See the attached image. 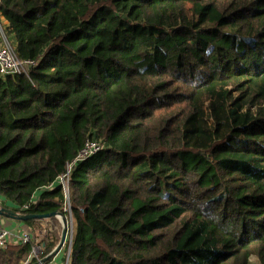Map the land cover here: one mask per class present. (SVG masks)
I'll use <instances>...</instances> for the list:
<instances>
[{
	"label": "trees",
	"instance_id": "obj_1",
	"mask_svg": "<svg viewBox=\"0 0 264 264\" xmlns=\"http://www.w3.org/2000/svg\"><path fill=\"white\" fill-rule=\"evenodd\" d=\"M0 15L38 60L0 77V208L37 195L26 214H64L41 187L100 140L70 182L68 264H264V0H0ZM43 222L0 264H23Z\"/></svg>",
	"mask_w": 264,
	"mask_h": 264
},
{
	"label": "built area",
	"instance_id": "obj_2",
	"mask_svg": "<svg viewBox=\"0 0 264 264\" xmlns=\"http://www.w3.org/2000/svg\"><path fill=\"white\" fill-rule=\"evenodd\" d=\"M4 21L5 20L0 15V77H15L19 75L28 77L31 69L38 64V60H24L20 59L16 55L14 46L12 45L11 41L7 36V33L4 30ZM106 148V145L100 140L92 141L87 139L81 149L78 151L77 155L74 157V159H72L69 163L66 164L64 173L60 174L54 182L41 187V190L43 191H50L59 187L61 188L65 196V203L63 207L64 214L57 212L58 214H56L53 219H56L60 223V225H62V230L64 228L66 229V238L61 249L54 256L50 257L51 260L49 262H43V259L45 258L42 257L44 243H42L41 238L43 237L47 240L50 235H52L54 232V225L53 223H51L52 220L44 219V222L41 224L37 236L38 238L35 239V245L33 246L31 256H29L23 264H54L53 259L58 255H61L64 258V262L62 264L69 263V256L73 239V222L69 203V188L72 175L77 165L84 163L92 157L98 155ZM36 202L37 195H34L29 203L21 207L20 212L15 213H17L18 215L26 214L25 212L29 209V206L35 204ZM63 220H65L66 222L65 225L63 224ZM17 222L23 223V221ZM16 235L17 236L15 237V239H13L14 232L12 233L10 229L7 228H0V250L5 249L9 245H26L30 241H32L35 236L34 232L29 227H22L20 232ZM39 235L41 238L39 237ZM55 248L51 251L49 255H51L55 251ZM34 258L36 260L33 262L32 259Z\"/></svg>",
	"mask_w": 264,
	"mask_h": 264
},
{
	"label": "water",
	"instance_id": "obj_3",
	"mask_svg": "<svg viewBox=\"0 0 264 264\" xmlns=\"http://www.w3.org/2000/svg\"><path fill=\"white\" fill-rule=\"evenodd\" d=\"M3 214L8 215L11 219L16 220V221H27V220H31V219H40V220L52 219L58 213L53 212V213L42 214V215H28V214L18 215L17 213H15L11 210L0 208V216H2ZM63 224L64 225L66 224L65 220H63ZM65 238H66V229L64 228L61 232L60 239H59V242L55 248V251L51 255L45 257L43 259V262L48 261L50 259V257L54 256L61 249V247L63 246V244L65 242Z\"/></svg>",
	"mask_w": 264,
	"mask_h": 264
},
{
	"label": "crops",
	"instance_id": "obj_4",
	"mask_svg": "<svg viewBox=\"0 0 264 264\" xmlns=\"http://www.w3.org/2000/svg\"><path fill=\"white\" fill-rule=\"evenodd\" d=\"M4 23H6V21H4ZM22 227L28 228L27 225H25L22 222H17L15 220L11 219L10 217L0 216V228H7V229H10V231L12 233L14 232L13 239H15V237L17 236L16 234H18L20 232ZM54 231H55V225H54ZM50 237H51V235H50ZM251 258H254V260H255L254 256H252ZM53 260H54L53 261L54 264H62L64 262V258L61 255L56 256ZM250 260H249V264H250Z\"/></svg>",
	"mask_w": 264,
	"mask_h": 264
},
{
	"label": "rangeland",
	"instance_id": "obj_5",
	"mask_svg": "<svg viewBox=\"0 0 264 264\" xmlns=\"http://www.w3.org/2000/svg\"><path fill=\"white\" fill-rule=\"evenodd\" d=\"M96 157L92 160L93 162L91 163V164H93L94 162H96ZM51 223H53V222H51ZM57 223H58V225H59V234L61 235V232H62V225H60V223L57 221ZM53 225H54V223H53ZM38 233H39V231H38ZM37 233V234H38ZM60 235H59V239H60ZM39 237H40V235H39ZM41 238V237H40ZM41 240H45V238H41ZM4 250V249H3ZM251 260H250V264H259L258 263V260H257V258L255 257V260H254V258H250Z\"/></svg>",
	"mask_w": 264,
	"mask_h": 264
}]
</instances>
